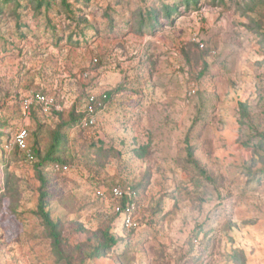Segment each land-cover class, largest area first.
Wrapping results in <instances>:
<instances>
[{
	"label": "rangeland",
	"instance_id": "rangeland-1",
	"mask_svg": "<svg viewBox=\"0 0 264 264\" xmlns=\"http://www.w3.org/2000/svg\"><path fill=\"white\" fill-rule=\"evenodd\" d=\"M32 92L62 112L25 120ZM115 184L135 230L96 195ZM0 264H264V0H0Z\"/></svg>",
	"mask_w": 264,
	"mask_h": 264
},
{
	"label": "built area",
	"instance_id": "built-area-1",
	"mask_svg": "<svg viewBox=\"0 0 264 264\" xmlns=\"http://www.w3.org/2000/svg\"><path fill=\"white\" fill-rule=\"evenodd\" d=\"M109 97L106 93L88 94L83 106V118L80 120L79 127L83 130H90L97 126V110L105 107ZM22 116L27 120L33 112L43 116H52L54 113L62 112V107L51 97L39 92H32L20 98ZM28 131L25 128L17 129L11 141L5 146L11 150L15 148L24 154L26 162L35 161V157L28 143ZM54 172L68 171L67 165L59 163L51 164ZM97 197L102 201L109 200L112 203V211L121 220L122 226L126 231L135 230L139 227L136 213L140 208L139 196L133 187L114 185L109 189L99 188L96 191Z\"/></svg>",
	"mask_w": 264,
	"mask_h": 264
},
{
	"label": "trees",
	"instance_id": "trees-1",
	"mask_svg": "<svg viewBox=\"0 0 264 264\" xmlns=\"http://www.w3.org/2000/svg\"><path fill=\"white\" fill-rule=\"evenodd\" d=\"M64 0H62V2H63ZM184 1H189V0H184ZM39 3H42L41 1H39ZM70 14V13H69ZM74 14H72V16H73ZM152 28H153V26H151ZM114 93V92H113ZM107 95H108V97H109V99L111 98L110 96H111V93L110 92H107ZM86 100H87V97L85 98V102H86ZM85 102H84V104H85ZM19 105H20V99H19ZM20 110H21V107H20ZM98 112H100L101 110H97ZM82 112V111H81ZM79 113V115L77 114V116L75 117L73 114H72V116H74V118L71 120V122H70V124H68V128L70 127H72V126H75L76 128H78V129H80V130H83V129H81L80 127H79V124H80V120L83 118V114L82 113ZM55 114V113H54ZM17 129H20V128H16L15 129V132H16V130ZM94 130L96 129V128H93ZM92 130V129H91ZM28 131V130H27ZM14 132V133H15ZM28 136H30V134H29V131H28ZM12 138V137H11ZM29 138V137H28ZM8 141H11V140H9V139H7L6 141H5V143H9ZM7 144H5V145H7ZM58 146H59V132H56V133H54L53 134V142H52V145H51V149H50V151L48 152V154L46 155L47 156V158H49L50 156V154L51 153H54L55 151H56V149H58ZM31 151H32V153H33V155H34V157H35V161H33V162H29V163H33L36 167L38 166V167H42V163L37 159V154H36V151L35 150H33V148L31 147ZM47 161H49L48 159H47ZM50 161H53L54 163H59V164H61V165H65L64 163H60V161L59 160H57V159H51ZM53 164V163H52ZM115 185H119V186H121V187H125V186H127V185H122V184H115ZM112 186H114V185H112ZM112 186H109V188L110 187H112ZM108 188V189H109ZM134 188V190H136V192L138 193V191H137V189L135 188V187H133ZM138 196H139V193H138ZM49 225H50V228L51 229H53V232L51 233V235H52V237L54 238V240H56V244H59L58 242H59V233L58 232H56L55 231V224H52V223H49ZM104 239H103V241H102V243L100 244V246H99V248H98V252L96 253V255L98 256L99 254H101L104 250H108V249H110L111 247H113L115 244H116V240L114 239V237L113 236H108L107 234H104Z\"/></svg>",
	"mask_w": 264,
	"mask_h": 264
},
{
	"label": "crops",
	"instance_id": "crops-1",
	"mask_svg": "<svg viewBox=\"0 0 264 264\" xmlns=\"http://www.w3.org/2000/svg\"><path fill=\"white\" fill-rule=\"evenodd\" d=\"M101 93H106V94H107L106 91H105V92H101ZM110 97H111V98L108 99V101H107L106 104H105V107H104L100 112H98V115H97V121L99 120V114H100L102 111H104V110L106 111V110H107V112H108V111L111 112V110H112L111 106L113 105L112 103L116 102V97H117V96H113V95L111 94ZM113 112L115 113L116 111H113ZM117 112H118V113L120 112L119 109H118ZM28 141H29V139H28Z\"/></svg>",
	"mask_w": 264,
	"mask_h": 264
}]
</instances>
